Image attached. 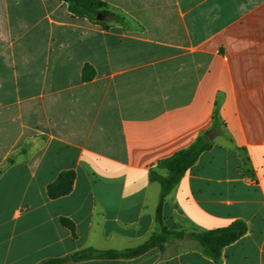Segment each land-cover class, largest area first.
<instances>
[{
  "label": "crops",
  "instance_id": "obj_1",
  "mask_svg": "<svg viewBox=\"0 0 264 264\" xmlns=\"http://www.w3.org/2000/svg\"><path fill=\"white\" fill-rule=\"evenodd\" d=\"M0 0V264L126 249L156 227L159 162L221 133L167 197L190 232L243 220L219 262L191 247L75 264H264V0ZM50 197L49 186L60 175ZM71 220L76 236L61 223ZM193 243V244H191Z\"/></svg>",
  "mask_w": 264,
  "mask_h": 264
},
{
  "label": "trees",
  "instance_id": "obj_2",
  "mask_svg": "<svg viewBox=\"0 0 264 264\" xmlns=\"http://www.w3.org/2000/svg\"><path fill=\"white\" fill-rule=\"evenodd\" d=\"M68 4V10L74 16L88 19L92 23L100 24L108 28L106 20H99L98 15L104 14L106 17L120 21V17L107 11L106 4L101 0H61ZM222 122L218 113L213 117V124L210 130L201 135L191 146L176 152L159 162V168L166 170V175H162L157 170L150 172V180L160 185V198L156 209V227L151 236L142 244L122 250L115 249H96L92 247L83 248L64 257H54L47 259L39 264H75L88 260H118L133 259L144 255L154 248H162L170 240H193L198 243L204 255L214 262H219L224 254V250L231 244L240 240L248 231L249 226L243 220H235L228 226L206 230L190 232L186 230L170 229L164 221V206L167 197L180 183L187 171L192 168L199 160L202 153L212 149L215 137L221 133ZM73 173L60 175L58 182L49 186L50 197H60L70 193L71 186L57 190L55 187L61 180L73 178ZM61 223L71 230L76 236L75 224L67 219L61 218Z\"/></svg>",
  "mask_w": 264,
  "mask_h": 264
},
{
  "label": "rangeland",
  "instance_id": "obj_3",
  "mask_svg": "<svg viewBox=\"0 0 264 264\" xmlns=\"http://www.w3.org/2000/svg\"><path fill=\"white\" fill-rule=\"evenodd\" d=\"M184 242L185 241H183V240H170L167 243H165L163 245V247L160 248V249L164 253L169 254V253L179 252V251H181L183 249L191 247L190 245L185 244ZM187 242H191V241H187ZM191 244H193V243H191ZM105 250H107V249H105ZM120 250H122V249H120ZM68 255H70V254H68ZM65 256H67V255H65Z\"/></svg>",
  "mask_w": 264,
  "mask_h": 264
},
{
  "label": "water",
  "instance_id": "obj_4",
  "mask_svg": "<svg viewBox=\"0 0 264 264\" xmlns=\"http://www.w3.org/2000/svg\"><path fill=\"white\" fill-rule=\"evenodd\" d=\"M98 19L99 20H105L106 19V16L104 14H99L98 15Z\"/></svg>",
  "mask_w": 264,
  "mask_h": 264
}]
</instances>
